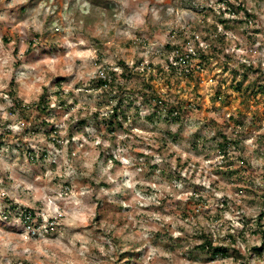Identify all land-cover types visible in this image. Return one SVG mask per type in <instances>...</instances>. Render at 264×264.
<instances>
[{"label": "rangeland", "instance_id": "374dc122", "mask_svg": "<svg viewBox=\"0 0 264 264\" xmlns=\"http://www.w3.org/2000/svg\"><path fill=\"white\" fill-rule=\"evenodd\" d=\"M220 2L0 0V264H264L250 256L264 211V0ZM239 6L251 23L227 29L204 70L155 76L166 44L193 55ZM121 63L150 66L153 90L186 108L180 120L143 102L147 75ZM11 83L22 106L46 91L48 113L11 112ZM112 106L126 118L114 134ZM222 136L241 142L225 157ZM202 231L213 246L234 235L248 260L200 250Z\"/></svg>", "mask_w": 264, "mask_h": 264}, {"label": "trees", "instance_id": "16d2710c", "mask_svg": "<svg viewBox=\"0 0 264 264\" xmlns=\"http://www.w3.org/2000/svg\"><path fill=\"white\" fill-rule=\"evenodd\" d=\"M220 3H226L227 0H220ZM226 11V10H225ZM227 11L229 12H223L221 16L218 18V23L221 25L222 29L217 30V28H214V35L213 37L215 40L214 43H209L208 40L204 39L206 44L203 48H199L196 50V52L193 55L187 54V48L182 49L181 46L178 45H170L166 44L165 48L168 51V57L166 58V70L161 68L160 66H155V76L159 75L160 77L164 74L166 76H171L179 80L180 78H193V74L195 73L194 70H204L207 66V63L209 62V58L207 56V50L212 49L216 54L219 53V46L223 45L222 37H225V31L227 29H230L231 27L239 28L241 25L244 27H248V25L251 23V19L253 16L250 14V11H247L244 8H241L239 6V10L237 12L231 11V9L227 8ZM239 12H243V20H234L236 18L235 15H239ZM6 41V40H4ZM33 44L30 42L29 47L27 48L25 54L29 55L32 52ZM216 47H218L216 49ZM216 50V51H215ZM185 53V54H184ZM197 59V64H194L196 66H191L192 62ZM18 64V62L16 63ZM141 65V64H140ZM137 64L135 67L129 68L127 65H124V63L120 64V69L122 70V75H147V79L144 78L146 83H144V86L138 91V94L143 99V102L150 103L154 105L155 109H157V113H159V116L166 120L169 119L174 122H178L180 120V117L183 116L185 113V107H183V104L178 102L177 104H173L170 102V100L165 99L164 97H161L156 93L155 90H153L152 85L150 84L153 80V69L151 67H145L140 66ZM141 67V68H140ZM196 67V68H195ZM250 67V66H249ZM198 72V71H196ZM110 80H114V72H111ZM264 76V74H263ZM243 76V78H245ZM104 79V80H103ZM98 79V85L100 88H104L105 86H108L106 83V77ZM109 83V82H108ZM8 90L6 91L7 98L11 101V112H20L23 117L25 113L33 111L35 115V119H40L41 115L47 114L48 110L50 109V100L48 99L46 95V91L39 96L37 101H33L29 105H23L17 100L16 98V92L13 89V83L9 84ZM110 85V84H109ZM260 90L262 91L264 89L263 86H259ZM218 95V94H217ZM219 97V96H218ZM120 115L123 119H126L123 111H119V107H113L110 110V114L108 115V118L103 120L104 125L107 127L109 133L114 134L118 129L122 127ZM78 125L82 126L86 124L85 120H80L77 122ZM40 125L46 126V122L44 119H41L39 122ZM35 126V124H34ZM27 130V128H25ZM13 131L9 129L8 123H5L4 133H12ZM3 137V136H2ZM223 142L218 144V148L220 149V153H222V156L225 157L226 154H228V150L230 147L236 148L240 147L241 142L237 138L233 141H228L226 137L222 136ZM1 139V138H0ZM3 139V138H2ZM1 139V140H2ZM55 141H52L54 143ZM2 142H0L1 144ZM262 204L264 205V195L262 196ZM12 204H9V206ZM11 209H16V206H11ZM32 215V212L30 210L24 209L22 212V215ZM264 218V211L260 212L259 217L256 220L255 225L260 228L258 230V233L260 234L259 237V245L258 246H252L250 248L251 253L250 256H254L255 258L260 259L261 257H264V222H261V219ZM22 219V216H21ZM242 225L244 226L240 231L239 238L245 240V231L248 229L247 221L245 219L242 220ZM248 231H251L248 229ZM247 231V232H248ZM251 233V232H250ZM253 235L257 234V232H252ZM236 239L234 235L229 234L227 235V238L220 240L219 246H213V238L209 234V232L202 231L201 233V245L199 246V249L202 251H205L209 253L213 258L216 257H231L235 261H247L249 257L243 256L238 249L235 248ZM222 241V242H221Z\"/></svg>", "mask_w": 264, "mask_h": 264}, {"label": "built area", "instance_id": "2783aa9c", "mask_svg": "<svg viewBox=\"0 0 264 264\" xmlns=\"http://www.w3.org/2000/svg\"><path fill=\"white\" fill-rule=\"evenodd\" d=\"M103 78H104V77H103ZM30 217H31L30 214H28V216L24 215V218H25L24 223H25V224H27V220H29Z\"/></svg>", "mask_w": 264, "mask_h": 264}]
</instances>
